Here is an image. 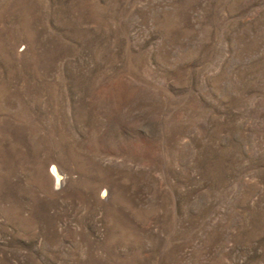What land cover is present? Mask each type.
Wrapping results in <instances>:
<instances>
[{
    "label": "rangeland",
    "instance_id": "1",
    "mask_svg": "<svg viewBox=\"0 0 264 264\" xmlns=\"http://www.w3.org/2000/svg\"><path fill=\"white\" fill-rule=\"evenodd\" d=\"M0 264H264V0H0Z\"/></svg>",
    "mask_w": 264,
    "mask_h": 264
},
{
    "label": "bare ground",
    "instance_id": "2",
    "mask_svg": "<svg viewBox=\"0 0 264 264\" xmlns=\"http://www.w3.org/2000/svg\"><path fill=\"white\" fill-rule=\"evenodd\" d=\"M54 173H55L56 178H57V183L59 184L62 180V176L59 175L60 173L56 170V167H54Z\"/></svg>",
    "mask_w": 264,
    "mask_h": 264
}]
</instances>
